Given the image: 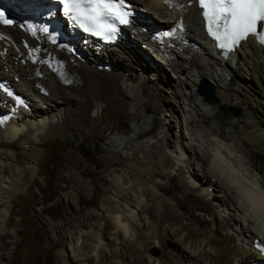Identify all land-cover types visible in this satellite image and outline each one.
<instances>
[{
	"label": "bare ground",
	"instance_id": "bare-ground-1",
	"mask_svg": "<svg viewBox=\"0 0 264 264\" xmlns=\"http://www.w3.org/2000/svg\"><path fill=\"white\" fill-rule=\"evenodd\" d=\"M125 2L134 14L117 41L106 45L83 32L54 2L0 0L12 20L0 23V142H39L63 124L62 111L74 106V97L119 99L142 122L133 117L128 133L110 137L114 152L127 158L145 148L158 156L160 165L167 155L182 184L217 213L214 229L202 220L194 230L192 223L183 224L171 202L155 195L158 187L147 189L137 182L141 201L152 202L160 215L151 224L153 234L144 239L156 237L154 244L165 247L164 259L149 256L148 264H264V48L256 33L231 50L219 47L198 0ZM104 56L112 66H124L112 69ZM201 80L212 86L215 103L197 93ZM147 92L156 97L157 116L164 109L174 117L157 137L137 143L155 121L146 111ZM104 105L97 103L93 115ZM159 149L164 155L157 154ZM35 165L32 161L29 174ZM6 174L5 169L0 175V230L6 226L14 178L21 175ZM116 182L132 183L128 177ZM108 219V241L133 248V213L118 210ZM93 237L99 251L93 249L78 264H92L97 252L102 264L144 263L140 253L141 261L120 247L111 249L106 238Z\"/></svg>",
	"mask_w": 264,
	"mask_h": 264
},
{
	"label": "rangeland",
	"instance_id": "rangeland-1",
	"mask_svg": "<svg viewBox=\"0 0 264 264\" xmlns=\"http://www.w3.org/2000/svg\"><path fill=\"white\" fill-rule=\"evenodd\" d=\"M85 54L91 59L87 51ZM111 64L107 58L106 65L112 69H118L122 63ZM147 94L151 98L146 111L155 121L134 140L137 143L157 137L162 126L169 127L174 117L164 109L157 116L156 97L151 92ZM74 98V106H66L62 111L63 124L52 127L39 142H0V173L6 169L7 178L21 173L14 178L6 226L0 230V264L83 263L97 249L93 236L108 241V217L118 210L134 215L130 233L133 248L112 237L115 240L107 242L111 249L120 247L137 259L140 253L143 264H148L149 256L163 260L165 247L154 244L157 238L144 239L153 234L151 224L158 222L160 215L153 211L152 202L141 201L138 185L147 189L152 185L158 187L153 189L155 195L175 206L184 225L192 223L197 230L205 220L210 229L216 227L212 220L213 214H217L214 207L182 184L179 172L173 171L176 164L167 155L160 165L158 156L145 148L127 158L114 152L110 137L128 133L133 117L141 123L139 114L129 112L126 103L119 99L98 95L83 100ZM100 102L105 104L102 112L93 115ZM235 111L240 110L232 111L234 115L240 114ZM163 136L164 142L169 143L170 134L165 132ZM32 161L36 167L31 175ZM127 177L132 183L117 185V178ZM160 242L163 244V239ZM94 257L92 264H102L98 252Z\"/></svg>",
	"mask_w": 264,
	"mask_h": 264
},
{
	"label": "snow or ice",
	"instance_id": "snow-or-ice-1",
	"mask_svg": "<svg viewBox=\"0 0 264 264\" xmlns=\"http://www.w3.org/2000/svg\"><path fill=\"white\" fill-rule=\"evenodd\" d=\"M63 11L70 14L73 21L85 30L94 31L96 35L115 32V27L107 23L108 19L126 23L129 15L125 0H58ZM171 3V0H164ZM203 9L207 31L219 42L222 49L231 50L233 45L258 31V24L264 27V0H198ZM0 22L11 24L0 12ZM47 31V29H43ZM264 42V36L260 37ZM11 95V93H9ZM264 195V193H262ZM254 198V193L250 192Z\"/></svg>",
	"mask_w": 264,
	"mask_h": 264
},
{
	"label": "water",
	"instance_id": "water-1",
	"mask_svg": "<svg viewBox=\"0 0 264 264\" xmlns=\"http://www.w3.org/2000/svg\"><path fill=\"white\" fill-rule=\"evenodd\" d=\"M197 93L206 102H209V103H215L216 102L214 90H213L212 86L206 80H201L199 82V85L197 86ZM235 113H238V111H235Z\"/></svg>",
	"mask_w": 264,
	"mask_h": 264
},
{
	"label": "trees",
	"instance_id": "trees-1",
	"mask_svg": "<svg viewBox=\"0 0 264 264\" xmlns=\"http://www.w3.org/2000/svg\"><path fill=\"white\" fill-rule=\"evenodd\" d=\"M130 3V2H129Z\"/></svg>",
	"mask_w": 264,
	"mask_h": 264
}]
</instances>
